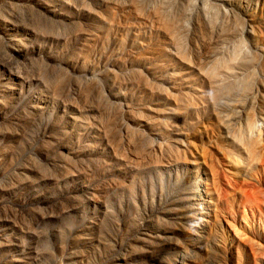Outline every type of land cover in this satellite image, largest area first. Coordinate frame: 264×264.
Returning <instances> with one entry per match:
<instances>
[{
  "label": "rangeland",
  "instance_id": "rangeland-1",
  "mask_svg": "<svg viewBox=\"0 0 264 264\" xmlns=\"http://www.w3.org/2000/svg\"><path fill=\"white\" fill-rule=\"evenodd\" d=\"M0 264H264V0H0Z\"/></svg>",
  "mask_w": 264,
  "mask_h": 264
},
{
  "label": "bare ground",
  "instance_id": "bare-ground-1",
  "mask_svg": "<svg viewBox=\"0 0 264 264\" xmlns=\"http://www.w3.org/2000/svg\"><path fill=\"white\" fill-rule=\"evenodd\" d=\"M231 75V74H230ZM230 77H232V76H230ZM237 79V78H236ZM234 81L236 82V80L234 79ZM233 81V82H234ZM229 82V81H228ZM233 82L231 83V85L233 84ZM223 83V81L221 82V84ZM225 84V83H224ZM226 84H227V82H226ZM234 84H236V83H234ZM233 86H235V85H233ZM236 88V87H235ZM228 89V88H227ZM226 89V90H227ZM233 89V88H232ZM236 89H238V88H236ZM229 90H230V88H229ZM255 120V119H254ZM256 121V120H255ZM255 121H252V124H250L249 125V127H248V129L246 130V132H245V135L246 136H248V137H252V135L254 134V133H256V126H255ZM232 131V130H231ZM233 133V132H232Z\"/></svg>",
  "mask_w": 264,
  "mask_h": 264
}]
</instances>
